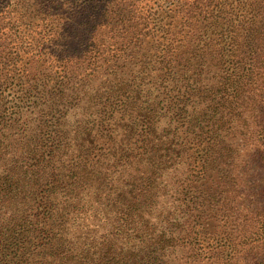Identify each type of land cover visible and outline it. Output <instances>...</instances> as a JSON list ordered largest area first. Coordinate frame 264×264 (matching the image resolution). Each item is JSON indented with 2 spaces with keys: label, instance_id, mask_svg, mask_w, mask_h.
Instances as JSON below:
<instances>
[{
  "label": "trees",
  "instance_id": "trees-1",
  "mask_svg": "<svg viewBox=\"0 0 264 264\" xmlns=\"http://www.w3.org/2000/svg\"><path fill=\"white\" fill-rule=\"evenodd\" d=\"M0 264H264V0L1 4Z\"/></svg>",
  "mask_w": 264,
  "mask_h": 264
},
{
  "label": "rangeland",
  "instance_id": "rangeland-1",
  "mask_svg": "<svg viewBox=\"0 0 264 264\" xmlns=\"http://www.w3.org/2000/svg\"><path fill=\"white\" fill-rule=\"evenodd\" d=\"M47 1V0H46ZM51 2H52V0H50ZM6 2V0H0V5L1 4H4ZM43 6H49V4H47L46 2H44L43 3ZM46 8V7H45ZM37 9H38V7H37ZM50 12H57L56 11V9H53V10H51ZM53 59L52 58H50V61H52Z\"/></svg>",
  "mask_w": 264,
  "mask_h": 264
}]
</instances>
